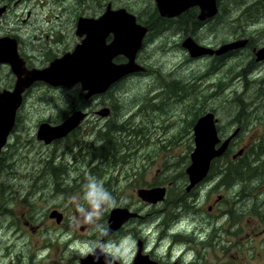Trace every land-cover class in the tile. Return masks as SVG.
I'll return each instance as SVG.
<instances>
[{
	"label": "flooded vegetation",
	"instance_id": "1",
	"mask_svg": "<svg viewBox=\"0 0 264 264\" xmlns=\"http://www.w3.org/2000/svg\"><path fill=\"white\" fill-rule=\"evenodd\" d=\"M223 3L224 0H217V13L202 19L200 5H192L174 15L171 12L170 15L163 12L164 9L158 4V0H0V95L14 91L19 78L33 76L37 71L50 67L54 61L72 53L83 43L94 44L92 47L96 52H101L98 55L102 60L108 57L115 67H124L123 75L113 79L103 91L91 94L89 89H83L80 82L54 86L42 79L32 81L21 93L22 101L15 110L14 122L6 136V142L0 147L2 159L4 156L1 155L6 154L9 147V150H13L32 144L34 149L35 142L49 145L64 141L62 151L65 152L83 146L90 154L96 156L95 159H100L101 170L98 173L105 179V186L116 178L118 188L120 185L124 189L137 187L134 190L139 200H134L130 193L126 196L130 198V202H120L112 208L124 213V220L116 231L108 234L110 213L108 216L106 212L103 228L88 235V238L93 237L96 242L93 249L100 246L102 252L110 257L108 264H134L139 255L147 256L158 264H204L205 258L211 254H205L202 259L199 254L202 250L209 249L208 252L213 254V250L227 251L231 247L228 243L240 239L236 247L239 253L246 246L241 241L245 238V231L254 234L261 231L256 232V226L252 229L246 221L250 223L247 217H252V212L261 210L259 205L264 207V152L260 160L252 167L249 166L253 174L258 173V179L251 178V172L247 168L242 173L245 182L235 179L237 169L246 163L245 160H248L254 149L264 141V100H235L234 96L244 93L239 87L241 83L244 88L251 82L264 85V78L252 80V76L251 79L247 77L248 74L262 72H256L255 69H263L264 59L258 57V50L264 45L256 47L251 35H243V38L222 42L216 46L204 41V27L217 20ZM104 16L109 17V20L99 24L96 20ZM167 42L174 44L175 49L181 51L177 56L184 55L192 70L198 72L207 83L212 80L211 74L216 75L214 78L217 83H214L213 87L218 92L214 95L224 89L226 92L230 91L228 97L231 101L223 102V110L227 112L229 119L227 126L222 125L220 116H223L216 104L210 105L207 111L189 116L187 109L176 101L177 96L172 92L173 81L167 79L170 75H163L156 69L162 68L156 62V52L165 50ZM237 42L239 44L228 49L229 51H219L223 45ZM241 42L244 44L241 45ZM187 43L195 45L200 51L210 48L213 53L193 55L186 46ZM244 48L248 49L249 54L240 52ZM170 49L169 46L168 50ZM206 56L207 58H204ZM204 65L206 67L203 68ZM137 78H141L142 82L135 83ZM200 82V79L193 80V83ZM237 82L238 88H232ZM135 84L136 88L142 85L141 89L131 91ZM41 86L67 91L79 87L84 98L82 103L74 106L69 102L66 110L68 117L77 110H84L85 116L68 134L55 138L50 143L39 137L42 123L56 126L68 117L60 118L55 124L40 121L34 129L23 117L30 94ZM127 90L131 91L128 97L118 96L120 92ZM111 92L115 93L112 98ZM207 114L213 115L218 138L215 148L220 149L226 141L228 144L220 155L211 160L205 176L193 186H190L187 172L192 162L190 157L191 162L181 172L184 178L183 184L180 185L182 189L174 193L170 176H164L167 171L171 172L172 149L156 148L154 142L157 139H179L183 142L189 135L195 142V126ZM95 120L104 124L101 133H98L100 139L106 138L101 144L97 142L98 136L94 132L96 130L91 128L92 122H97ZM116 129L119 132L117 141L110 143L107 133H114ZM127 133L130 137H127ZM93 135L92 140L87 138ZM85 136L87 144L85 139L83 140ZM241 140L245 142L239 143ZM156 156L163 157V162L166 163L156 170V180L166 177L165 180L169 181L135 186L134 173H143L156 165ZM77 166V176L80 179L87 180L91 173L96 175L87 163H77ZM224 168L230 171L228 183L224 182V179L219 182L217 178L219 170L225 171ZM10 173L12 171L7 170L3 175L7 178ZM118 174L123 176L122 179ZM75 179L69 184H79ZM7 185L10 186L8 192L4 196L0 194V200H15L16 192L13 191L12 181L0 180V186ZM259 185V194H249ZM156 188L162 189V198L159 196L156 200L145 197L144 191ZM218 189L224 192L219 193ZM226 195H230L227 200ZM208 196H211L212 200H206ZM26 197L27 193L24 201ZM137 202L145 205L146 210H142L144 207H136ZM259 216L264 219V214L259 213ZM22 217L26 218L24 225L28 226L26 213H22ZM20 219L19 216L16 229L22 226ZM230 236H233V239ZM113 240L120 243L116 251H111L107 246V243ZM246 241L250 243L251 240ZM259 247L263 248V257L264 240ZM125 248L127 252L124 256L122 253ZM221 264L239 263L235 260H225ZM261 264H264V259Z\"/></svg>",
	"mask_w": 264,
	"mask_h": 264
},
{
	"label": "rangeland",
	"instance_id": "2",
	"mask_svg": "<svg viewBox=\"0 0 264 264\" xmlns=\"http://www.w3.org/2000/svg\"><path fill=\"white\" fill-rule=\"evenodd\" d=\"M221 11L217 20L204 27V41L210 42L211 46H216L222 42L243 38L241 37L243 35H251L256 47L264 45V0H224ZM169 46L170 50H168ZM240 52L249 54L247 48L240 50ZM180 53L181 51L175 49L174 44L170 45V42H167L165 50L157 51L155 55L157 64L162 67H156V69L163 75H170L167 79L179 82H172V92L177 96L176 101L187 109L189 116H193L203 110L207 111L210 109V105L215 106L216 104L220 107L219 111L223 116H220L221 123L223 126H227L229 119L227 112L223 110V102L231 101L228 97L230 91L226 92L224 89L219 94L214 95L218 92L213 87L214 83H217L214 78L216 75H211L212 80L207 83L198 72L192 70L190 62L185 59L184 55L177 56ZM204 58H207V56ZM262 67L263 69H255L256 72L262 71L261 73L248 74L247 77L251 79L252 76V80H262L264 78V65ZM198 79L201 81L199 84L193 83V80ZM140 82H142L141 78H137L135 81L137 84ZM238 82L234 87L233 85L231 87L238 88ZM141 86L139 85V88H136L135 84L134 89H131V91H138ZM181 86H186V89H180ZM239 87L244 93L234 96L235 100H249L246 99L247 96L253 98L252 100H263L259 98L264 93L263 84L251 82L247 88H243L244 84L241 83ZM131 91L120 92L118 96L125 95L124 97H128ZM113 93H110L111 98ZM83 100V92H80L79 87L67 91L66 89L58 90L41 86L39 90L30 94L23 117L33 129L40 121L55 124L60 118L63 119L68 116L64 115L68 113L66 109L69 102L73 103L72 105L74 106L81 101L83 102ZM117 101H119L118 97ZM196 105L197 109H194ZM95 121L98 123L92 122L91 128L96 130L94 132L98 136L97 142L101 144L106 138L100 139L98 133H101L104 124L99 120ZM110 133L114 135V140L117 141L118 130ZM86 137L85 143L87 144L88 140H86ZM127 137H130L129 133H127ZM87 138L92 140L94 135ZM244 142L245 140H241L239 143L242 144ZM64 145V141L63 143L54 142L49 145L35 142L36 148L34 149L32 144L13 150H9V147L6 150V154L1 155L4 156V158L0 159L4 167L0 168V180L12 181L16 199L0 200V264H79L80 258L87 256L93 251V245L96 242L93 237L88 238V235L95 234L98 232L97 230L103 228L104 216L106 215L104 213L108 212L109 216L112 208L120 202H130V198L126 197L130 193L133 195L134 200H139L134 190L137 187L130 186L124 189L120 185L118 188L116 186V178L105 186L103 181L105 179L98 173L101 170L100 159H95L96 156L90 154L85 147L82 146L68 153V151H62ZM154 145L156 148L172 149L171 172L167 171L164 176H170L169 180L172 181L170 184L174 188L172 192L176 193L182 189L180 185L183 184L184 178L181 176V172L191 162V152L195 148L194 139L191 135L183 142H180L179 139L172 141L157 139ZM156 158V165L151 166L148 171L134 173L135 186L137 184L146 185L149 183L155 184L158 181H169L165 180L166 177L156 180V170L166 165L163 162V157L156 156ZM76 163L89 164L96 175L91 173V177L87 178V180L80 179L77 176L76 170L79 167ZM73 166L75 168H72ZM52 167L56 169V173L55 171L53 173ZM58 167L59 169H57ZM7 170H11L12 173L7 174L6 178L3 173H6ZM118 176L121 179L123 177L119 174ZM218 177V181L221 182L223 179L222 174L218 173ZM74 178L79 184H69ZM8 187L10 186H0L1 196L8 192ZM221 192H224V190H219V193ZM25 193H27V197L24 201ZM226 193L229 194V192ZM259 193L260 185L249 194L257 195ZM229 197L230 195H226V200ZM232 199L235 198L232 197ZM206 200H212V197L208 196ZM136 207H144L142 210H146V206L140 202L136 203ZM258 207L261 209L259 212H252V217H247L251 224L247 221L246 223L252 229L256 226V232L261 230L260 233L254 234L250 231H245V238L243 237L241 241L246 246L239 253H237L236 247L240 239H235V241L228 243L231 247L227 251L213 250L215 255L212 252H208L209 249L202 250L199 252L202 259L205 254H211L205 258L204 264H221L225 260L228 262L235 260L239 264L262 263L264 256L262 257L261 251L263 248L259 247V245L264 240V219L259 216V213L264 214V207L260 205ZM53 210H60L64 213L65 217L62 223H58L56 218L50 217ZM22 213H26L29 222L28 226L24 225L26 218L22 217ZM19 216L22 226L16 229L15 226L19 223ZM230 237L233 239V236ZM69 238L74 240H68ZM246 239L251 240L250 243ZM107 246L111 251H116L120 243L113 240L109 241ZM126 252L127 249L125 248L122 254L125 256Z\"/></svg>",
	"mask_w": 264,
	"mask_h": 264
},
{
	"label": "water",
	"instance_id": "3",
	"mask_svg": "<svg viewBox=\"0 0 264 264\" xmlns=\"http://www.w3.org/2000/svg\"><path fill=\"white\" fill-rule=\"evenodd\" d=\"M158 4L163 7L164 13L168 12L170 14L172 12L173 15L189 6L200 5L202 9L200 18L202 19L214 15L218 10L217 0H158ZM108 20L109 17L104 16L96 21L99 22V24H103ZM241 43V45L244 44V42ZM236 44L238 45L239 43L223 45L219 51L224 52L225 50L233 48ZM92 46H94V44H79L72 53L54 61L50 67L37 71L33 76L19 78L14 91L2 93V95H0V147L6 142V136L14 122L15 110L22 101L21 93L32 81L42 79L54 86L70 85L80 82L83 89H89V94H91L103 91L111 84L113 79L123 75L125 72V70H123L124 67H115L108 57H104L102 60L101 56L98 55L101 54V52H96ZM186 46L189 47L193 55L213 53L210 48H204V51H200L197 50L195 45L190 43H187ZM258 57L264 59V47L258 50ZM83 117V113L75 112L62 124L52 126L48 123H42L39 130V137L50 143L53 139L68 134L77 126ZM195 135V148L191 154L192 162L187 168L190 177V186L195 185L205 176L211 160L215 156L220 155L228 144V141H226L220 149L215 148L218 138L214 129L212 114H207L198 121L195 126ZM144 195L146 198L158 200L159 196L160 198L164 196V193L162 189L156 188L144 191ZM123 214L124 213L119 209H113L111 211L108 234L116 231L120 223L124 220H122ZM50 217L56 218L57 222L60 223L63 219V214L58 210H53ZM110 261V257L108 258L102 252L101 247L98 246L91 254L82 257L80 259V264H108ZM134 264L158 263L151 261L147 256L139 255L136 257Z\"/></svg>",
	"mask_w": 264,
	"mask_h": 264
},
{
	"label": "trees",
	"instance_id": "4",
	"mask_svg": "<svg viewBox=\"0 0 264 264\" xmlns=\"http://www.w3.org/2000/svg\"><path fill=\"white\" fill-rule=\"evenodd\" d=\"M174 83H178V82H176V81H173ZM180 89H186V86H181L180 87ZM259 98H261V99H263L264 100V94L263 95H261V96H259ZM246 99H250V100H252L253 98H250V97H247ZM68 115V113H66L64 116H67ZM117 130V129H116ZM121 130V129H120ZM107 134H109V142L110 143H114L115 142V140H114V135H112L111 133H110V131H108V133ZM107 137V136H106ZM109 143V144H110ZM111 148V147H110ZM264 152V141H262L261 142V144L258 146V147H256V149H254V151L250 154V156L248 157V160H245V162L246 163H244L243 164V166L241 167V168H238L237 169V174H236V179H235V181H242V182H245V176H242V173H244L245 172V168H247V169H249L250 170V168H249V166L250 167H252L258 160H260V158H261V155H263L262 153ZM4 167V165H3V163L0 161V168H3ZM52 169H53V173H54V171H55V173H56V169H54L53 167H52ZM225 169V168H224ZM250 172H251V170H250ZM218 173H221L222 174V176H223V181L224 182H229L230 181V177H231V175H230V171H229V169L227 168V170L225 169V171L224 170H219V172ZM251 178L252 177H254V179H258V173H252L251 172ZM253 175H255V176H253ZM254 181H252L251 182V184L253 183Z\"/></svg>",
	"mask_w": 264,
	"mask_h": 264
},
{
	"label": "bare ground",
	"instance_id": "5",
	"mask_svg": "<svg viewBox=\"0 0 264 264\" xmlns=\"http://www.w3.org/2000/svg\"><path fill=\"white\" fill-rule=\"evenodd\" d=\"M221 13H222V11H221ZM234 19H235V18H234ZM209 46H210V45H209ZM189 57H190V56H189ZM212 68H213V67H212ZM246 68H247V67H246ZM221 69H222V68H221ZM222 70H223V69H222ZM224 70H226V68H224ZM231 72H232V71H231ZM251 72H252V71H251ZM233 74H234V73H233ZM211 75H213V74H211ZM213 76H214V75H213ZM234 78H235V77H234ZM234 78H233V79H234ZM239 79H241V78H239ZM235 82H236V81H235ZM191 83H192V82H191ZM235 85H236V84H235ZM235 85H234V86H235ZM209 86H210V85H209ZM236 87H237V86H236ZM243 88H244V87H243ZM189 89H191V88H189ZM189 89H188V90H189ZM234 89H235V88H234ZM261 90H262V89H261ZM193 91H194V90H193ZM262 92H263V91H262ZM148 94H149V93H148ZM191 94H192V93H191ZM256 94H257V93H256ZM258 94H259V93H258ZM262 94H264V93H262ZM187 95H188V94H187ZM246 96H247V95H246ZM187 97H188V96H187ZM247 97H248V96H247ZM254 97H255V95H254ZM178 98H179V97H178ZM182 98L184 99V97H182ZM250 98H251V97H250ZM256 98H257V97H256ZM199 99H200V98H199ZM249 100H250V99H249ZM249 100H248V101H249ZM260 101H261V100H260ZM240 103H241V102H240ZM257 103H258V102H257ZM259 103H260V102H259ZM262 103H263V102H262ZM262 103H261V104H262ZM207 106H208V105H207ZM258 106H260V105H258ZM258 106H257V107H258ZM261 106H262V105H261ZM263 106H264V105H263ZM208 108H209V107H208ZM255 108H256V106H255ZM263 108H264V107H263ZM194 109H197V105H196V108H194ZM252 109H253V108H252ZM252 109H251V110H252ZM258 109H259V108H258ZM260 109H261V107H260ZM205 110H206V109H205ZM253 110H254V109H253ZM255 110H256V109H255ZM262 111H263V110H262ZM77 112H79V113H82V112H83V113H84V116H85V113H86V112H84V110H77ZM142 114H143V113H142ZM67 117H68V116H67ZM67 117H65V119H66ZM131 118H132V117H131ZM253 118H254V117H253ZM67 119H68V118H67ZM67 119H66V120H67ZM66 120H65V121H66ZM136 120H137V119H136ZM249 120H250V119H249ZM189 125H190V124H189ZM151 136H152V135H151ZM84 139H85V137H84ZM141 143H143V142H141ZM143 145H144V144H143ZM93 150H94V149H93ZM139 150H140V149H139ZM83 151L85 152V150H83ZM97 152H98V151H97ZM68 153H69V152H68ZM73 153H74V152H73ZM99 153H100V152H99ZM56 154H57V153H56ZM71 154H72V153H71ZM58 155H59V154H58ZM76 155H77V154H76ZM76 155H75V156H76ZM60 157H61V156H60ZM70 158H71V157H70ZM68 159H69V158H68ZM119 161H120V160H119ZM70 162H71V161H70ZM65 163H66V162H65ZM76 164H77V163H76ZM74 166H75V165H74ZM107 168H108V167H107ZM253 176H255V175H253ZM218 178H220V177H218ZM249 201H252V200H249ZM206 226H207V225H206ZM199 229H200V228H199ZM134 232H135V231H134ZM133 236H134V235H133ZM136 239H137V238H136ZM196 241H197V240H196ZM218 244H219V243H218ZM181 245H182V244H181ZM203 245H205V244H203ZM186 246H187V245H186ZM189 246H190V245H189ZM192 258H193V257H192ZM193 261H194V260H193ZM189 262H190V261H189Z\"/></svg>",
	"mask_w": 264,
	"mask_h": 264
}]
</instances>
